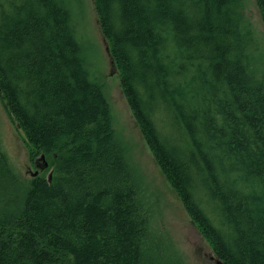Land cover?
<instances>
[{
	"label": "trees",
	"instance_id": "16d2710c",
	"mask_svg": "<svg viewBox=\"0 0 264 264\" xmlns=\"http://www.w3.org/2000/svg\"><path fill=\"white\" fill-rule=\"evenodd\" d=\"M70 1L0 0V97L29 160L49 156L53 171L25 184L0 149V264H184L147 238ZM94 5L127 104L201 235L224 264H264V60L245 0Z\"/></svg>",
	"mask_w": 264,
	"mask_h": 264
},
{
	"label": "rangeland",
	"instance_id": "374dc122",
	"mask_svg": "<svg viewBox=\"0 0 264 264\" xmlns=\"http://www.w3.org/2000/svg\"><path fill=\"white\" fill-rule=\"evenodd\" d=\"M68 4L85 65L94 81L103 88L111 109L113 129L136 173L138 200L140 211L142 214L144 211L147 220L148 240L175 250L184 264H215L218 258L159 167L127 104L108 42L99 26L94 0H71ZM245 14L259 39L261 51L257 61L261 62L264 60V24L256 0H245ZM0 149L10 168L25 184L35 173L51 180L50 157L35 162L29 160V147L22 132L11 120L1 97Z\"/></svg>",
	"mask_w": 264,
	"mask_h": 264
},
{
	"label": "water",
	"instance_id": "95a60500",
	"mask_svg": "<svg viewBox=\"0 0 264 264\" xmlns=\"http://www.w3.org/2000/svg\"><path fill=\"white\" fill-rule=\"evenodd\" d=\"M41 159L44 160V157H42ZM35 176H37L36 173L33 174V177H35ZM215 264H224V263H223L220 259H217V260L215 261Z\"/></svg>",
	"mask_w": 264,
	"mask_h": 264
}]
</instances>
